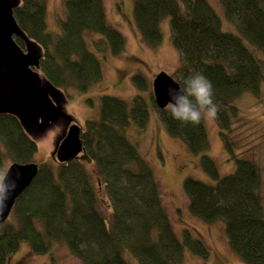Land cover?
<instances>
[{
	"label": "trees",
	"instance_id": "obj_1",
	"mask_svg": "<svg viewBox=\"0 0 264 264\" xmlns=\"http://www.w3.org/2000/svg\"><path fill=\"white\" fill-rule=\"evenodd\" d=\"M131 1L134 25L148 45L160 42V22L169 19L170 41L179 55L174 76L180 88L194 72L211 81L213 99L220 105L215 121L232 154L226 136L230 119L237 115L234 101L244 92L256 93L264 81L256 55L258 51L264 57V0H217L237 35L221 30L220 18L206 0ZM63 9L59 35L46 31V0H19L13 17L26 38L40 48L38 71L44 80L60 90L85 92L102 78L95 51L101 58L105 53L119 55L125 40L107 22L103 0H64ZM88 33L99 36L91 41L93 51L88 49ZM14 39L24 48L21 38ZM131 79L139 89L146 88L141 74ZM149 101L156 106L153 97ZM148 105L140 95L130 104L102 95L97 118L85 121L80 136L82 160L39 162L36 176L0 224V264H6L24 241L34 254H47L53 245L64 244L83 264H127L124 251L138 264H180L186 249L207 257L205 245L190 230L175 235L153 170L124 135L130 123L137 129L145 126ZM158 117L169 136L200 155L202 169L214 180L213 184L183 180L190 214L206 223L221 221L228 246L241 261L264 264V207L257 168L249 160L235 159L233 173L220 178L206 153L203 121L184 125L171 117L167 106L158 110ZM36 153V142L18 120L0 115V168L6 159L32 162ZM89 163L93 170L87 168ZM96 184L108 202L109 219L98 209Z\"/></svg>",
	"mask_w": 264,
	"mask_h": 264
},
{
	"label": "rangeland",
	"instance_id": "obj_2",
	"mask_svg": "<svg viewBox=\"0 0 264 264\" xmlns=\"http://www.w3.org/2000/svg\"><path fill=\"white\" fill-rule=\"evenodd\" d=\"M63 1L46 0L45 23L46 31L49 33L56 35L60 33V22L65 15ZM206 1L219 16L221 30L237 35L236 27L223 17L218 1ZM103 4L107 22L124 37L123 52L119 55L105 53L101 58V54L95 51L102 70L100 82L92 85L85 92L59 89L61 108L72 118V123L83 131L85 121L97 118L99 98L102 95L121 99L128 104L136 95L143 97L149 103L146 124L142 129H137L130 123L124 135L136 145L141 157L153 170L160 188L162 207L175 235L181 237L183 229H188L203 242L208 251L207 257L201 258L186 249L180 264H244L229 248L221 221L206 223L188 211L187 198L182 191L183 180L189 177L207 184H213L214 180L202 169L200 155L192 154L181 140L166 133L158 117L159 109L149 101L153 97L152 80L159 72L166 73L176 82L174 73L179 65V55L170 41L169 19L167 17L162 19L161 40L157 45L151 46L140 39L132 18L131 0H103ZM88 34V49L93 51L91 41L99 36ZM256 55L261 60L264 71V57L258 51ZM137 73L143 76L147 85L145 89H139L132 82L131 77ZM40 76L42 77L41 74ZM234 105L237 115L230 119V130L227 131L226 136L231 144L232 154L226 149L216 121H203L208 140L206 153L215 163L220 178L233 173L236 167L235 159L251 161L259 173V195L264 207V81L256 93L244 92L238 96ZM69 124L64 119H59L42 132L30 136L37 144L33 163L40 165L39 162L43 161L52 165L57 164L52 154ZM10 163L12 162L6 159L0 172L5 173ZM87 168L93 170L94 166L89 163ZM94 181L97 182L95 179ZM95 188L98 190V209L109 219V206L105 195L99 185L96 184ZM122 256L127 264H138L126 251ZM51 262L83 264L64 244L53 245L50 253L34 254L26 241L10 255L6 264H51Z\"/></svg>",
	"mask_w": 264,
	"mask_h": 264
},
{
	"label": "water",
	"instance_id": "obj_3",
	"mask_svg": "<svg viewBox=\"0 0 264 264\" xmlns=\"http://www.w3.org/2000/svg\"><path fill=\"white\" fill-rule=\"evenodd\" d=\"M18 4L19 0H0V115L15 117L29 136L42 132L59 119L71 123L52 154L57 163H65L83 152L82 131L61 108L59 89L40 76V48L26 38L13 17ZM14 37L23 40L24 48ZM151 85L154 103L159 109L165 108L169 102L168 90L180 88L164 72L155 75ZM37 171L38 165L33 162H12L6 168L5 183L9 185V191L0 205V224L7 220L16 199L29 186ZM13 182L15 188L11 189Z\"/></svg>",
	"mask_w": 264,
	"mask_h": 264
},
{
	"label": "clouds",
	"instance_id": "obj_4",
	"mask_svg": "<svg viewBox=\"0 0 264 264\" xmlns=\"http://www.w3.org/2000/svg\"><path fill=\"white\" fill-rule=\"evenodd\" d=\"M184 87L169 89L167 109L174 120L184 125H199L202 121H215L220 105L214 101V89L210 80L202 73L194 72L183 80ZM6 173L0 172V205L7 198L9 185ZM15 188V183L11 189Z\"/></svg>",
	"mask_w": 264,
	"mask_h": 264
}]
</instances>
